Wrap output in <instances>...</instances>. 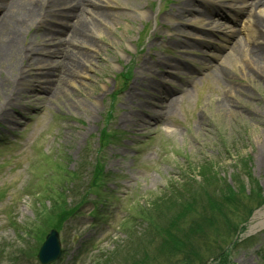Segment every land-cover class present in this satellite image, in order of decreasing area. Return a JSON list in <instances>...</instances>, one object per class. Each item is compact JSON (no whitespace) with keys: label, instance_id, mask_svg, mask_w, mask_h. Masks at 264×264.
<instances>
[{"label":"rangeland","instance_id":"rangeland-1","mask_svg":"<svg viewBox=\"0 0 264 264\" xmlns=\"http://www.w3.org/2000/svg\"><path fill=\"white\" fill-rule=\"evenodd\" d=\"M106 1L108 14L87 10L88 31L62 45L49 26L63 16L49 19L56 12L46 8L44 26L28 28L0 58V132L19 135L0 151V264H34L58 227L61 264H264V227L251 228L264 212V62L245 52L218 61L216 48L193 44L183 0ZM234 14L216 19L215 45L226 44ZM95 165L103 168L97 183ZM84 198L92 201L83 215L66 221ZM94 201L104 210L91 225ZM187 240L198 252L176 251Z\"/></svg>","mask_w":264,"mask_h":264},{"label":"bare ground","instance_id":"bare-ground-1","mask_svg":"<svg viewBox=\"0 0 264 264\" xmlns=\"http://www.w3.org/2000/svg\"><path fill=\"white\" fill-rule=\"evenodd\" d=\"M107 1L102 0H1L0 2V58H2L5 54H8L13 49L18 47V44H21L22 35L26 32L28 28L33 26L37 21L41 19L44 15L45 9H53L56 14L63 15L69 14V16L76 18V21L73 23L74 30L73 34L77 33L79 38H83L84 32L88 31L89 24L91 20L88 21L87 18L83 17V14L88 10L91 14L96 16L97 18L103 19L105 15L108 13L105 12L104 7H107ZM251 8V16L249 19L250 24L252 23V27L255 28V31L260 34V40L254 45H248L247 40H244L242 37L235 41L232 45L231 52L228 54L231 57H239L238 54L246 53V58L250 60V62L254 64H260L264 62V0H254L250 5ZM68 7V11H64ZM209 9V8H208ZM213 8L209 9L210 13H213ZM185 12H191L190 9L184 10ZM216 12H220V10H216ZM209 16H207L208 18ZM90 26H94V22ZM47 35V34H45ZM248 35V32H247ZM249 37V36H248ZM250 38V37H249ZM44 44H48L49 40L43 39ZM84 43L88 44V40H85ZM34 47L35 46H31ZM240 51L238 53V49ZM27 51L31 49L29 47L24 48ZM50 55H54L55 50L47 49V53ZM32 54L44 55L45 53L33 52ZM27 56H31V53ZM37 56V55H36ZM45 56V55H44ZM83 62L87 63L89 61V56L87 54L81 55ZM264 65V64H263ZM180 64L176 63L175 68H180ZM257 65H254L256 68ZM143 68L145 70H149V64H143ZM221 69H216L217 74H223ZM148 86V85H146ZM145 88H149L146 87ZM137 94L136 89H132L130 94ZM166 96H162L163 92H161V96L157 97L159 102L166 100ZM159 103V104H160ZM132 116V114L129 113ZM264 212L259 211L255 214L254 223L251 224V228L255 229L259 227L264 221ZM247 228V226H246Z\"/></svg>","mask_w":264,"mask_h":264},{"label":"trees","instance_id":"trees-1","mask_svg":"<svg viewBox=\"0 0 264 264\" xmlns=\"http://www.w3.org/2000/svg\"><path fill=\"white\" fill-rule=\"evenodd\" d=\"M108 136L106 135V134H104V139L105 138H107ZM103 147V146H102ZM94 168L95 169H93V174H94V178H93V180H95V182L97 183L98 182V180H99V178H100V176H101V174L103 173V168H102V166H94ZM86 200V198H84V199H81L80 201H78L76 204V206L75 207H69V209L67 210V212H64V214H63V216H64V218H66V219H68L69 217H72V216H75L77 213H78V211L80 210V208H81V206H82V204H84L85 202H87V201H85ZM194 212V211H193ZM228 213H226L225 211H224V213L222 214V217H224L225 218V221H228L229 222V219H230V217L227 215ZM189 243L190 242H188V240L186 241V242H183V243H178L177 244V247H176V251L177 252H182V253H185V249H188L189 248V251H194V252H198V251H196L195 249H193V248H191L190 247V245H189ZM191 248V249H190ZM193 252V253H194ZM195 257H198V253H196L195 254ZM198 260H200V259H198Z\"/></svg>","mask_w":264,"mask_h":264},{"label":"water","instance_id":"water-1","mask_svg":"<svg viewBox=\"0 0 264 264\" xmlns=\"http://www.w3.org/2000/svg\"><path fill=\"white\" fill-rule=\"evenodd\" d=\"M55 239V233H52L51 235H49L48 237V241H53ZM44 250V249H43ZM42 250V251H43ZM42 253V252H41Z\"/></svg>","mask_w":264,"mask_h":264}]
</instances>
